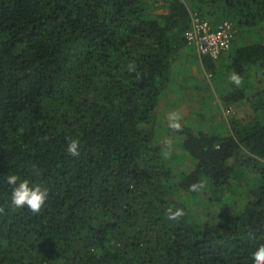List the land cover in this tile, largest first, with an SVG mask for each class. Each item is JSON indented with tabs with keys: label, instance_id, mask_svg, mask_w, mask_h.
<instances>
[{
	"label": "trees",
	"instance_id": "1",
	"mask_svg": "<svg viewBox=\"0 0 264 264\" xmlns=\"http://www.w3.org/2000/svg\"><path fill=\"white\" fill-rule=\"evenodd\" d=\"M156 2L0 0V264H254L264 85L251 76L264 79V0ZM195 17L230 21V48L199 53L186 37ZM187 47L221 78L226 133L211 115L190 127L199 109L180 131L162 123ZM11 174L48 189L39 214L11 205ZM196 181L206 187L190 192ZM170 206L183 208L179 221L167 220Z\"/></svg>",
	"mask_w": 264,
	"mask_h": 264
},
{
	"label": "rangeland",
	"instance_id": "2",
	"mask_svg": "<svg viewBox=\"0 0 264 264\" xmlns=\"http://www.w3.org/2000/svg\"><path fill=\"white\" fill-rule=\"evenodd\" d=\"M165 0H157L156 5H163ZM157 13L161 12H167V9L165 7H160L156 11ZM258 33V32H257ZM186 53L191 54L189 56L188 62V68H183L182 78L184 81H181L179 79L176 80L175 84L179 88L177 91L178 95L171 96L172 99L178 102V104H174L172 107H170V114L167 116L166 121L169 120V117L172 114H179L181 118L183 117H189L191 114H193V111H197L198 109V117L195 119H188V125L191 127H195L198 129H205V126L207 125V121H203V118L207 115L214 116L217 121L218 125H220L219 132L226 133L228 130V127L225 125L227 120L224 118L223 112H222V99H221V93H220V83L221 78L219 77H211L208 79V76L205 74L206 70L203 65H201L200 62L194 59L195 56V49L193 47H187ZM194 56V57H193ZM185 63V60H183ZM211 75V73H209ZM257 77V78H256ZM251 79L253 80H262L259 85H264V79L259 75L257 76H251ZM183 82L184 88L181 84ZM258 85V86H259ZM197 88V89H195ZM181 89V90H180ZM255 91H251L250 94H253ZM183 94L185 97H189V94L192 98L196 100V107L193 109V104L190 102V99L185 100H179L180 96L182 97ZM178 97V98H177ZM166 100V99H165ZM167 102V100H166ZM164 110L166 108L164 107ZM251 111V106L249 103H241L238 104L235 108V112L238 113V115H247ZM213 119V118H209ZM166 121L162 122L166 126L170 127V123L168 124ZM211 122V121H209ZM211 127V126H210ZM212 129V128H210ZM161 142L166 143V140L159 138ZM161 143L160 146H164V144Z\"/></svg>",
	"mask_w": 264,
	"mask_h": 264
},
{
	"label": "clouds",
	"instance_id": "3",
	"mask_svg": "<svg viewBox=\"0 0 264 264\" xmlns=\"http://www.w3.org/2000/svg\"><path fill=\"white\" fill-rule=\"evenodd\" d=\"M129 72H134L135 66L129 63L127 66ZM229 80L239 86L242 83V78L237 73H231ZM180 115L172 114L169 117L170 126L180 131L182 125L180 123ZM166 147H170V142H166ZM66 152L73 157H79V141L74 138H70L66 145ZM7 183L11 186L10 199L11 205L14 208H27L33 214H39L44 207L48 199V189L42 187L39 184L32 185L26 178L22 179L17 174H11L7 176ZM206 187L203 181H196L189 185L190 192H200ZM2 211V209H0ZM183 208L168 207L166 209V218L169 221H179L184 216ZM254 264H264V244L260 245L257 250L252 254Z\"/></svg>",
	"mask_w": 264,
	"mask_h": 264
},
{
	"label": "built area",
	"instance_id": "4",
	"mask_svg": "<svg viewBox=\"0 0 264 264\" xmlns=\"http://www.w3.org/2000/svg\"><path fill=\"white\" fill-rule=\"evenodd\" d=\"M186 37L199 53L217 57L231 46L232 25L230 21H224L214 27L205 17H195L192 29L186 33Z\"/></svg>",
	"mask_w": 264,
	"mask_h": 264
}]
</instances>
